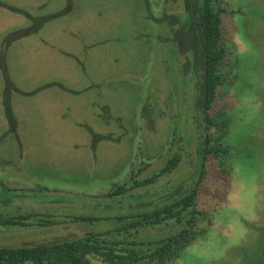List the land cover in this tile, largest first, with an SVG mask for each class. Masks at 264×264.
<instances>
[{
    "label": "rangeland",
    "instance_id": "1",
    "mask_svg": "<svg viewBox=\"0 0 264 264\" xmlns=\"http://www.w3.org/2000/svg\"><path fill=\"white\" fill-rule=\"evenodd\" d=\"M231 64L214 109L231 145L206 161L199 206L213 224L168 264H259L264 224V0H223ZM17 8V9H13ZM186 0H0V214L51 226H0V245L102 231L185 193L198 165V72L183 46ZM153 183L106 196L116 183ZM99 217L73 221L77 216ZM32 222L34 219L31 220ZM262 252V251H261ZM262 259V258H261Z\"/></svg>",
    "mask_w": 264,
    "mask_h": 264
},
{
    "label": "trees",
    "instance_id": "2",
    "mask_svg": "<svg viewBox=\"0 0 264 264\" xmlns=\"http://www.w3.org/2000/svg\"><path fill=\"white\" fill-rule=\"evenodd\" d=\"M223 0H186L189 12L180 34L182 45L194 47V68L198 72V107L202 116L198 165L190 174L192 186L172 200L150 210L119 216L120 223L102 231H87L82 236L41 242L37 244L0 245V264H168L180 257L213 224V210L199 206L200 186L206 172V161L213 157L222 170L231 145L225 144L231 121L225 107L211 113L228 77L226 67L231 64L229 50L232 36L225 37L224 14L232 16L241 10H227ZM17 9V8H13ZM175 154L159 173L143 179L139 167L127 183H116L106 196L124 194L135 188L153 183L165 172L171 171L180 161ZM3 190H11L0 182ZM34 219L32 222L31 220ZM99 217L77 216L73 221H93ZM60 221L49 214L26 213L13 216L0 214V226H51ZM260 229L259 264H264V224ZM262 251V252H261ZM262 258V259H261Z\"/></svg>",
    "mask_w": 264,
    "mask_h": 264
}]
</instances>
